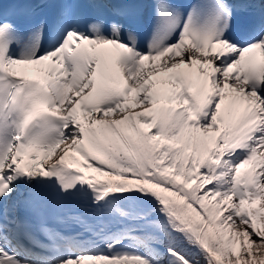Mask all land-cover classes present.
<instances>
[{"label":"snow or ice","instance_id":"obj_1","mask_svg":"<svg viewBox=\"0 0 264 264\" xmlns=\"http://www.w3.org/2000/svg\"><path fill=\"white\" fill-rule=\"evenodd\" d=\"M0 264H264V0H0Z\"/></svg>","mask_w":264,"mask_h":264}]
</instances>
